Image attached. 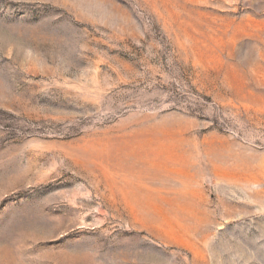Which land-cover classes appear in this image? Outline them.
<instances>
[{
  "label": "rangeland",
  "instance_id": "1",
  "mask_svg": "<svg viewBox=\"0 0 264 264\" xmlns=\"http://www.w3.org/2000/svg\"><path fill=\"white\" fill-rule=\"evenodd\" d=\"M0 264H264V0H0Z\"/></svg>",
  "mask_w": 264,
  "mask_h": 264
}]
</instances>
